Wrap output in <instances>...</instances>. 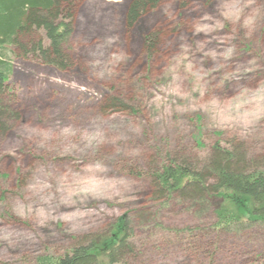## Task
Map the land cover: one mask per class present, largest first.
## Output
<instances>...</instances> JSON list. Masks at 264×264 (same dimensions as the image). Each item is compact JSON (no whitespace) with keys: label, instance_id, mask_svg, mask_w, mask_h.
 Here are the masks:
<instances>
[{"label":"rangeland","instance_id":"374dc122","mask_svg":"<svg viewBox=\"0 0 264 264\" xmlns=\"http://www.w3.org/2000/svg\"><path fill=\"white\" fill-rule=\"evenodd\" d=\"M131 1L74 0L64 71L12 59L0 264L63 254L122 215L127 264H264V224L196 246L170 230L208 228L213 207L158 197L148 176L215 143L264 169V0H160L129 24Z\"/></svg>","mask_w":264,"mask_h":264},{"label":"trees","instance_id":"16d2710c","mask_svg":"<svg viewBox=\"0 0 264 264\" xmlns=\"http://www.w3.org/2000/svg\"><path fill=\"white\" fill-rule=\"evenodd\" d=\"M159 1L132 0L127 9L128 23ZM73 4L74 0H0V138L8 130L9 118L16 116L1 103L13 57H31L64 71L68 59L62 45L71 29ZM155 36H144L148 49ZM210 150L205 160L168 156L148 173L158 197L168 200L176 194L175 198L190 208L213 207L217 219L208 228L170 230L186 241L198 242L196 246L205 245L203 238H208L210 231L220 236L242 232L250 224H264V169L250 165L240 149L231 151L215 143ZM129 221L122 215L106 230L83 237V242L63 254L38 257L37 264H127L137 243Z\"/></svg>","mask_w":264,"mask_h":264}]
</instances>
